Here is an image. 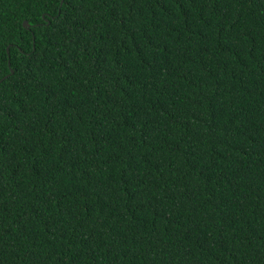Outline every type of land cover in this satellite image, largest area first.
Here are the masks:
<instances>
[{
	"label": "trees",
	"instance_id": "16d2710c",
	"mask_svg": "<svg viewBox=\"0 0 264 264\" xmlns=\"http://www.w3.org/2000/svg\"><path fill=\"white\" fill-rule=\"evenodd\" d=\"M0 264H264V0H0Z\"/></svg>",
	"mask_w": 264,
	"mask_h": 264
},
{
	"label": "water",
	"instance_id": "95a60500",
	"mask_svg": "<svg viewBox=\"0 0 264 264\" xmlns=\"http://www.w3.org/2000/svg\"><path fill=\"white\" fill-rule=\"evenodd\" d=\"M62 1V0H61ZM61 3V2H60ZM22 25L25 27H28V22L26 20H23ZM6 76H4L3 78H5Z\"/></svg>",
	"mask_w": 264,
	"mask_h": 264
}]
</instances>
